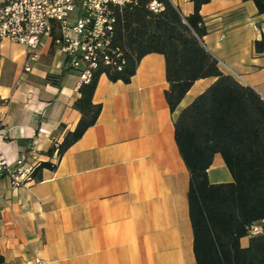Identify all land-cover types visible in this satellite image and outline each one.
Segmentation results:
<instances>
[{"label": "crops", "instance_id": "obj_1", "mask_svg": "<svg viewBox=\"0 0 264 264\" xmlns=\"http://www.w3.org/2000/svg\"><path fill=\"white\" fill-rule=\"evenodd\" d=\"M182 16L192 0H170ZM201 43L219 69L264 99V13L252 0H209L199 10ZM44 36L38 59L24 70L26 47L0 38V151L13 163L31 145L40 162L35 180L14 188L0 178V255L5 264H196L189 217V171L175 141L177 113L214 78L193 82L175 111L165 59L144 55L129 82L102 73L92 100L99 116L61 157L52 151L76 126L78 72ZM48 76H58L54 84ZM238 76V77H237ZM210 183L231 182L220 153L207 170ZM248 235L240 238L246 247Z\"/></svg>", "mask_w": 264, "mask_h": 264}, {"label": "trees", "instance_id": "obj_2", "mask_svg": "<svg viewBox=\"0 0 264 264\" xmlns=\"http://www.w3.org/2000/svg\"><path fill=\"white\" fill-rule=\"evenodd\" d=\"M158 1L163 4L158 12L148 8L147 0L115 9L109 45L115 64L99 61L89 81L78 86L73 107L80 118L59 143L58 157L95 124L101 105L92 97L102 73L127 83L144 55L162 54L169 83L165 97L172 112L195 80L214 78L174 119L175 141L190 175L188 207L196 264H264V230L248 233L252 224L264 221V99L223 73L202 45L206 28L199 10L209 0H192L194 10L188 16L170 0ZM252 1L264 13V0ZM262 47L258 42L257 48ZM48 79L59 83L58 76ZM20 144L27 152L31 140ZM215 153L221 154L231 182H209L207 170ZM47 166L40 162L35 170ZM246 235L249 243L242 247L240 238ZM0 264H5L1 255Z\"/></svg>", "mask_w": 264, "mask_h": 264}, {"label": "built area", "instance_id": "obj_3", "mask_svg": "<svg viewBox=\"0 0 264 264\" xmlns=\"http://www.w3.org/2000/svg\"><path fill=\"white\" fill-rule=\"evenodd\" d=\"M138 0H0V38H8L26 47L25 71L38 59L37 49L44 36H51L54 26L58 35L54 43L66 58L67 65L76 70L79 82H88L91 71L99 61L114 65L109 45L113 34L116 8L136 4ZM153 12L163 9L158 0H147ZM238 77V76H237ZM6 135L0 116V137ZM59 143L53 142L58 157ZM40 164L33 146L21 151L13 163H8L0 151V178H7L14 188L35 180ZM264 221L249 227L250 235L264 230Z\"/></svg>", "mask_w": 264, "mask_h": 264}]
</instances>
